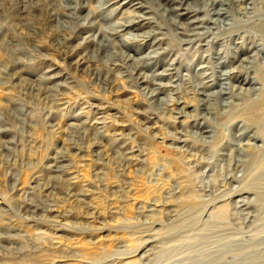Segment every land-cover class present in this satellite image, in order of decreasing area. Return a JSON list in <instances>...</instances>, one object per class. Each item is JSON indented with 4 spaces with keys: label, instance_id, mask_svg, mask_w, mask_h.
<instances>
[{
    "label": "rangeland",
    "instance_id": "obj_1",
    "mask_svg": "<svg viewBox=\"0 0 264 264\" xmlns=\"http://www.w3.org/2000/svg\"><path fill=\"white\" fill-rule=\"evenodd\" d=\"M76 1L0 6V264H264V141L254 123L264 82L246 94L243 71L224 75L254 52L264 0H254L258 20L226 3L227 19L202 45L183 42L165 1L132 0L109 20L101 17L123 0L105 11L83 0L78 17L60 14ZM211 1L188 0L199 9ZM141 5L155 22L122 33L161 31L159 44L110 36L96 52L85 42ZM93 9L101 12L86 28ZM187 10L170 16L186 24ZM255 65L264 72V57ZM229 84L234 93L219 96Z\"/></svg>",
    "mask_w": 264,
    "mask_h": 264
},
{
    "label": "bare ground",
    "instance_id": "obj_2",
    "mask_svg": "<svg viewBox=\"0 0 264 264\" xmlns=\"http://www.w3.org/2000/svg\"><path fill=\"white\" fill-rule=\"evenodd\" d=\"M110 1H114V0H102V6L101 8L104 9L105 11V8H107L106 4H108ZM159 1V0H157ZM161 1H165V4H170L168 8H164L163 9V14H165L167 12V14H169V18H170V21H171V24L176 28V29H181V33L186 37L184 39V43L186 44H194L197 42L198 45H202L200 44V42L204 39H206L207 37H209V32L211 33V26L216 24V23H219V22H223L224 20L227 19L228 17V14L229 12L226 11L227 9H224L222 8L226 3H230V2H235L237 4H241L244 6V10L246 12H249L251 14H253L255 17H256V20H258L262 14H257L256 13V10L254 9L253 7V4H254V0H212L210 3H209V8L208 6H205V8L202 7V9H199L193 6L190 5V3L188 2V0H161ZM24 2V1H23ZM156 2V1H155ZM2 0H0V6L2 5ZM26 3V2H25ZM113 3V2H112ZM132 3V0H123V2L120 3V5L118 4V6L114 7V8H111L109 9V12L108 14H106L105 16L101 17L100 19L101 20H109L111 18V16H113L115 14V10L118 9V7L120 8H123L124 6H128ZM228 3V4H229ZM264 3V1H263ZM257 4V3H256ZM182 5H185L187 6V13L186 14H191V17H193L191 20L187 21L188 23H182V22H179L175 19H173L171 16H170V13H174L176 12L179 7H181ZM216 5H219L218 7H216ZM86 6L85 5V2H83V0H78L75 2V5L74 6H66L64 8V10H68V13L65 14L63 12H61L60 14L63 15V16H67V17H78L76 16L77 15V11H79L80 9H82V7ZM144 5H141V9L139 10H134V9H130L129 8L127 9H123V10H129V11H126L127 13H129L132 17L129 18V20L125 21L124 22H114V23H111L109 26H106V27H102V26H98L97 28V33L95 34H90L88 36V39L85 41V42H89V43H96L98 45L97 49L98 51L96 52H99V50L101 49H104L108 44H109V41L111 40L110 36L112 37H115V36H119L121 37V40L125 41V43H128L132 38V40H137L136 39V36H140L141 39H149V38H153L155 37V35L157 34H161V31H153V30H150V31H145V32H142V33H139V34H131L129 33V36L130 37H125L124 36V33H122L123 30H126V29H132V28H140L146 24H150L152 22H155L153 21L152 17H145V13L147 12H150V11H145L143 10ZM242 6V8H243ZM2 7V6H1ZM100 8V7H99ZM226 8V7H225ZM17 9V8H15ZM19 9V8H18ZM62 9V8H61ZM232 9V8H231ZM24 5H22V9H21V12H24ZM241 10V9H239ZM243 10V9H242ZM103 11V12H104ZM137 11H141L140 13H138ZM160 11V10H159ZM158 11V12H159ZM212 11V12H211ZM20 12V13H21ZM98 12H101L100 9H97V10H89L88 13L86 14V16L84 17V22L82 23L84 27H86L87 23H89L90 20L92 19H96L97 17V13ZM200 12H203V16L200 17L198 16ZM239 12V11H238ZM245 12V13H246ZM125 13V12H124ZM179 13V12H178ZM242 13V11H241ZM122 14V13H121ZM247 14V13H246ZM17 15V14H16ZM21 15V14H20ZM56 14H53V13H50L49 16H54ZM92 15V16H91ZM100 15V14H99ZM155 15V14H154ZM159 15V14H157ZM180 15V14H178ZM244 15V14H243ZM166 16V15H165ZM90 17V18H89ZM77 19V18H76ZM145 19H149L147 23H143V20ZM151 19V20H150ZM249 19V18H248ZM81 20V18H80ZM242 20V19H241ZM260 21L257 23H253L252 24V28H255L260 34L259 35H255L253 36V38H251L252 42L248 43V48H252L254 49V52L247 56V57H244L241 59L240 63L238 66H240L241 68L239 69H234L230 71V73H224L225 77H229L231 73L233 72H236V71H243V75L241 76L240 74V82L242 84H248L249 86V89H245L243 90L244 93L246 94H249V92L252 90L251 88H253V85L257 82V80H262L264 82V72H262L261 70L259 71V66L258 65H255V60L256 59H260V58H263L264 57V17L259 19ZM99 21V20H98ZM255 21V20H254ZM101 22V21H100ZM245 22V21H244ZM243 22V23H244ZM110 23V22H108ZM170 23V22H169ZM91 24L93 26V20L91 21ZM103 24V23H102ZM98 25V24H97ZM157 25V24H156ZM244 25V24H243ZM160 26V25H159ZM158 26V27H159ZM91 27V26H90ZM87 28V27H86ZM84 29V28H83ZM251 29V28H250ZM1 30V29H0ZM237 30V29H236ZM89 31H92V30H89ZM130 32V31H129ZM237 32V31H236ZM254 32V31H253ZM238 33V32H237ZM240 33V32H239ZM96 34H97V37H96ZM239 35V34H238ZM251 36V35H250ZM58 37V36H57ZM61 37V36H60ZM59 37V39H60ZM75 37V36H74ZM235 38V37H234ZM246 38V37H245ZM68 39V38H67ZM113 39V38H112ZM243 39V38H242ZM114 40V39H113ZM139 40V39H138ZM163 40V38H157L155 37V40L154 44H159V42ZM250 40V39H249ZM59 41V40H58ZM65 41V40H64ZM145 41V40H144ZM211 42L210 40H207V42L205 43L206 45H211ZM60 44H62V42L59 41ZM65 44V42H64ZM116 45L117 48H121L120 46H122V43L120 42H116L113 43ZM65 46V45H64ZM124 46V45H123ZM63 47V46H62ZM157 47V46H156ZM199 48V47H198ZM247 48V50H248ZM242 49V48H241ZM166 52V50H164ZM155 52V51H154ZM214 52V51H213ZM219 52H214V54H218ZM221 53V51H220ZM120 52H116V55H119ZM210 54V53H209ZM208 54V55H209ZM212 54V53H211ZM237 54V51L236 53H234V55H230V56H225L224 59H229V62H231L232 58H237V56H235ZM72 55V54H71ZM121 58H124L125 60H130L129 56H126L124 54V52L122 51L121 54H120ZM207 56V55H206ZM204 57V56H203ZM210 57V56H209ZM203 59V58H202ZM251 59V60H250ZM203 61V60H202ZM208 61V60H207ZM223 61V60H222ZM254 61V62H253ZM127 62V61H126ZM142 62V61H141ZM224 62V61H223ZM85 63V61H84ZM207 63V62H206ZM138 66H139V70L145 68L146 65H142V63L138 62ZM206 66V64H205ZM204 66V67H205ZM207 67V66H206ZM201 68V66L199 67ZM263 68V66H262ZM138 69V68H137ZM202 69V68H201ZM232 69V68H231ZM264 69V68H263ZM216 70V69H215ZM230 70V69H229ZM111 71V70H110ZM204 71V70H203ZM214 70H212L213 72ZM225 71V70H224ZM249 71H253L252 73H254V75H248ZM211 72V71H210ZM109 73V71H108ZM160 74H163V73H160ZM207 74V73H205ZM156 76V75H155ZM206 76V75H205ZM211 76V75H210ZM212 76H214L212 74ZM162 77V76H161ZM224 77V78H225ZM52 78V77H51ZM54 78V77H53ZM137 78V77H136ZM154 78V77H153ZM159 78V77H157ZM198 78V76H197ZM209 78V77H208ZM140 79L142 80L143 83H146L147 81H149V79H147L146 76H141ZM214 79V77H213ZM220 79L221 76H220ZM226 79V78H225ZM203 81V80H202ZM205 81V80H204ZM152 82V81H151ZM160 82V81H159ZM153 83V82H152ZM227 83V82H226ZM154 84V83H153ZM236 86V85H235ZM233 85L230 86H227V87H221L220 90L217 92L219 96H223L224 94H233L235 89ZM163 87L159 86L158 88H154L152 89V91L150 92V95L151 97H156L157 96V91H161ZM237 88V87H236ZM151 90V88H150ZM229 90V91H228ZM240 90V89H239ZM215 93V92H214ZM242 92H238V94H241ZM200 94V93H199ZM212 95V94H211ZM210 94L208 96H211ZM217 96V95H216ZM217 98V97H216ZM226 98V97H225ZM205 98H202V99H199L202 104L201 105H204L203 102ZM162 100V99H161ZM166 104V103H165ZM179 104V103H177ZM180 105V104H179ZM178 107V106H177ZM259 109V107H257ZM178 109V108H177ZM181 109V108H179ZM185 109V108H184ZM261 111V110H260ZM179 112V111H177ZM262 112V111H261ZM180 113V112H179ZM96 123V122H95ZM254 123L257 127V130H258V135L257 137L261 140L264 141V113L261 114V115H257L254 119ZM255 137V136H254ZM250 144V143H249ZM264 147V146H263ZM256 161V160H255ZM54 171L56 172H59L60 173V170L59 168H57L55 166V169H53ZM49 211V210H48Z\"/></svg>",
    "mask_w": 264,
    "mask_h": 264
}]
</instances>
